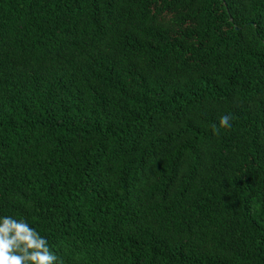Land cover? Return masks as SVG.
Wrapping results in <instances>:
<instances>
[{
  "label": "trees",
  "instance_id": "16d2710c",
  "mask_svg": "<svg viewBox=\"0 0 264 264\" xmlns=\"http://www.w3.org/2000/svg\"><path fill=\"white\" fill-rule=\"evenodd\" d=\"M0 214L63 264H264V0H0Z\"/></svg>",
  "mask_w": 264,
  "mask_h": 264
},
{
  "label": "clouds",
  "instance_id": "9594fccd",
  "mask_svg": "<svg viewBox=\"0 0 264 264\" xmlns=\"http://www.w3.org/2000/svg\"><path fill=\"white\" fill-rule=\"evenodd\" d=\"M231 116L225 114L213 123V131L230 128ZM0 264H63L46 235L32 226L26 218L0 214Z\"/></svg>",
  "mask_w": 264,
  "mask_h": 264
}]
</instances>
